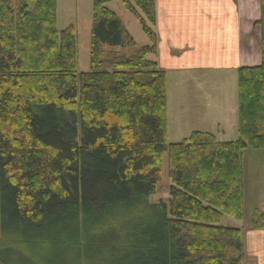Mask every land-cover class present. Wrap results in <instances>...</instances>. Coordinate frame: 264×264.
<instances>
[{
	"label": "trees",
	"instance_id": "1",
	"mask_svg": "<svg viewBox=\"0 0 264 264\" xmlns=\"http://www.w3.org/2000/svg\"><path fill=\"white\" fill-rule=\"evenodd\" d=\"M95 0L91 72L57 0H0V264H244V153L264 150L262 62L239 70V139L168 141L156 0H119L150 45ZM167 155L170 199L150 204ZM251 226L264 230V212Z\"/></svg>",
	"mask_w": 264,
	"mask_h": 264
},
{
	"label": "crops",
	"instance_id": "2",
	"mask_svg": "<svg viewBox=\"0 0 264 264\" xmlns=\"http://www.w3.org/2000/svg\"><path fill=\"white\" fill-rule=\"evenodd\" d=\"M260 19V0H156L153 30L158 50L152 61L166 72L168 83L173 74L194 77L214 69L239 72L242 68L260 66L262 38L257 25ZM176 93L180 121L200 120L208 109L222 106L205 98L204 92L196 91L199 95L196 99L193 95L190 102L183 98L181 88ZM171 110L168 95V113ZM219 119L216 116L214 121L220 128ZM244 154L245 216L242 221H234L244 230L243 263L264 264V230L251 226L253 214L264 212V150L249 149Z\"/></svg>",
	"mask_w": 264,
	"mask_h": 264
},
{
	"label": "rangeland",
	"instance_id": "3",
	"mask_svg": "<svg viewBox=\"0 0 264 264\" xmlns=\"http://www.w3.org/2000/svg\"><path fill=\"white\" fill-rule=\"evenodd\" d=\"M94 3L95 0H57L58 30L63 31L70 26L75 27L77 32L78 69L84 73L91 72ZM106 7L121 19L128 32L136 41V46L130 48L104 46V55L110 52H117L122 56L131 57L140 48L150 45V41L143 31L139 20L125 8L122 1L110 2ZM149 59L154 60L153 55H150ZM180 88L184 94L183 98L188 99V102L192 100L193 95L196 99L199 95L198 93L204 92L206 93L205 98L209 97L212 101H217V105L222 104V106L219 109H208L205 112V116L200 120L192 118L191 121H180L178 120L179 113L177 109L179 96L176 93ZM168 95L169 101L172 104V110L168 113V141L170 144L180 143L190 138L193 132L198 129L211 132L217 138L226 142L238 140L239 72L236 70L214 69L197 74L194 77L190 75L183 77L182 75L173 74L169 78ZM230 109L234 110L230 112ZM195 115L199 117V114ZM216 116H220L219 120L222 121L220 128L214 121ZM171 186V180L168 175L167 155H165L163 158L161 182L158 185L156 195L151 196L150 204H158L161 201L168 202ZM224 225L239 227L237 222L228 217L225 218Z\"/></svg>",
	"mask_w": 264,
	"mask_h": 264
}]
</instances>
